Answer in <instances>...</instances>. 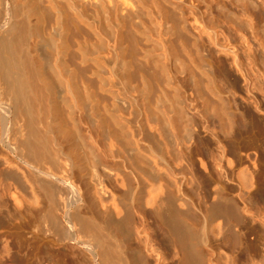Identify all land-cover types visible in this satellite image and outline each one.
<instances>
[{
	"label": "bare ground",
	"instance_id": "obj_1",
	"mask_svg": "<svg viewBox=\"0 0 264 264\" xmlns=\"http://www.w3.org/2000/svg\"><path fill=\"white\" fill-rule=\"evenodd\" d=\"M258 64L264 0H0V209L16 211L17 250L125 264L127 240L154 236L203 264L187 196L241 249L243 211L264 206L263 123L240 110L235 73L259 90Z\"/></svg>",
	"mask_w": 264,
	"mask_h": 264
},
{
	"label": "rangeland",
	"instance_id": "obj_2",
	"mask_svg": "<svg viewBox=\"0 0 264 264\" xmlns=\"http://www.w3.org/2000/svg\"><path fill=\"white\" fill-rule=\"evenodd\" d=\"M251 47L257 52H261V47L256 43H251ZM251 77L256 75L259 82V90H252L254 85H249L245 83L244 76L239 73H235V78L237 81V88L235 93L236 101L240 107L241 111L247 110L252 111L249 114H254L256 120H260L263 125L255 137V142L257 143V148L253 152L252 159H256L258 164L257 169L264 171V160L263 148L261 147L262 136H264V69L261 65H257L256 71H253ZM254 79V78H253ZM252 79V80H253ZM253 82H255L253 80ZM249 86V87H248ZM252 86V87H251ZM248 88V89H247ZM186 97V95H185ZM253 98V99H252ZM254 100V101H253ZM256 101V105L253 103ZM246 108V109H245ZM255 108V109H254ZM197 125H202V122L198 118H195ZM257 130V129H256ZM260 133V134H259ZM200 136H206V134L201 133ZM264 139V138H263ZM196 144L199 143V138H195ZM260 144V146H258ZM196 159V158H195ZM203 161L210 172H212L211 161L208 156L203 157ZM198 165V164H197ZM206 177V175H205ZM208 177V176H207ZM232 184V182H231ZM257 191L260 189L259 183L257 181ZM233 187L232 185H229ZM229 187V188H230ZM232 193H236V190L231 188ZM185 200L188 204V209L191 214V219L188 224L194 227L199 233L200 239L202 240V251L204 253L203 264H225L224 258L228 257V260L232 264H264V206L260 199L257 200V205L255 208L250 209L247 213L243 211L244 223L237 227V231L241 237L243 246L239 250H230L227 245H225L222 240L226 241L227 235L223 230L211 233L209 225L204 223L201 219H198L199 205L195 196H187ZM243 207V205H242ZM133 214H132V226L138 227L140 225L139 219V209L132 204ZM29 218L25 219V222ZM3 221V222H2ZM17 224L16 211L13 207L8 204L6 207L0 209V264H32L39 261L41 264H51L55 262L53 255L58 252H64L66 254L67 264H76L77 256L83 250H17L16 247V235L15 227ZM22 226V235L25 237H30L29 225L24 223ZM263 226V227H262ZM24 228V229H23ZM157 237H149L141 239V242L137 243L134 237L127 240L124 250H121L123 257L125 258V264H131V259L134 255L142 256L147 264H176L177 257L174 256L175 251L168 245H164L159 241ZM219 248V250H217ZM218 251L220 255H218ZM221 258V259H220ZM90 264V263H89Z\"/></svg>",
	"mask_w": 264,
	"mask_h": 264
}]
</instances>
